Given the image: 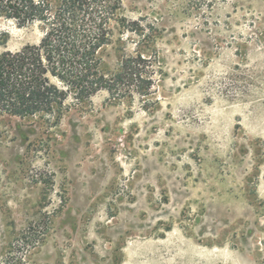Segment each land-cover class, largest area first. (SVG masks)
<instances>
[{"label":"rangeland","instance_id":"1","mask_svg":"<svg viewBox=\"0 0 264 264\" xmlns=\"http://www.w3.org/2000/svg\"><path fill=\"white\" fill-rule=\"evenodd\" d=\"M119 16L103 69L142 57L132 93L0 113V264H264V0ZM42 37L0 16V54Z\"/></svg>","mask_w":264,"mask_h":264},{"label":"trees","instance_id":"2","mask_svg":"<svg viewBox=\"0 0 264 264\" xmlns=\"http://www.w3.org/2000/svg\"><path fill=\"white\" fill-rule=\"evenodd\" d=\"M121 5L122 0H0L1 17L43 32L39 44L0 54V113L58 124L72 108L69 99L89 103L102 90L119 98L144 83L142 57L122 56L115 72L103 69L101 52L113 43L115 30L121 34L132 26L119 16Z\"/></svg>","mask_w":264,"mask_h":264}]
</instances>
